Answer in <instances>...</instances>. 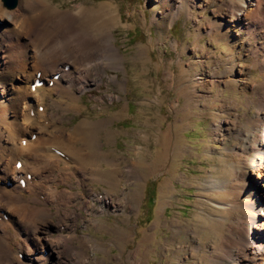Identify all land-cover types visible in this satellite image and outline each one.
I'll list each match as a JSON object with an SVG mask.
<instances>
[{
  "label": "rangeland",
  "instance_id": "rangeland-1",
  "mask_svg": "<svg viewBox=\"0 0 264 264\" xmlns=\"http://www.w3.org/2000/svg\"><path fill=\"white\" fill-rule=\"evenodd\" d=\"M48 1L70 11L107 3L119 18L110 28L123 69L100 70L101 83L91 89L72 88L81 112L66 113L60 124L66 133L81 121L89 122L100 161L96 177L102 181L87 180L76 187L71 177L57 189L81 192L87 199L106 194L117 207L124 203V210L110 212L92 201L86 212L80 205L63 206L45 188L36 194L25 188L17 200L49 215L39 233L57 236L54 225L60 216L66 218L67 226L60 231L69 237L62 247L71 246L70 237L78 239L73 252L59 258L67 264H226L230 228L239 225V215L215 205L214 194L204 199L200 187L233 178L230 163L259 127L264 113V68H259L264 28L254 36L244 29L234 32L239 16L233 0H197L171 18L153 0ZM12 9L0 0V11ZM57 31L51 29L56 34L50 41L53 48L66 40ZM114 76L117 83L109 79ZM35 77L40 79V73ZM92 78L99 79L94 73ZM45 103L47 112L60 117L48 97ZM105 125L108 135L101 130ZM111 159L110 169L118 168L117 185L115 177L99 173L101 160ZM42 185L48 187V180ZM161 196L163 208L158 209ZM0 210L10 213L1 201ZM13 231L7 230L8 245L16 250ZM58 263L53 255L44 264Z\"/></svg>",
  "mask_w": 264,
  "mask_h": 264
},
{
  "label": "bare ground",
  "instance_id": "bare-ground-1",
  "mask_svg": "<svg viewBox=\"0 0 264 264\" xmlns=\"http://www.w3.org/2000/svg\"><path fill=\"white\" fill-rule=\"evenodd\" d=\"M153 1L162 5L170 18L176 10L197 3V0ZM233 1L236 16H239L234 32L244 29L254 36L263 30V1ZM16 7L9 12L0 11V23L10 25H0V201L10 212L1 213L0 210V264H44L53 255L58 264H67L59 258L64 253H72L73 243L78 239L70 237L71 246L62 247L69 237L60 231L67 226L66 218H58L54 225L58 234L49 238L46 232L39 233L41 225L44 227L48 223L49 215L42 209H29L17 197L25 188L35 194L45 188L50 197L63 201L61 204L65 207L80 205L87 212L93 201L100 209L110 212L124 210V203L120 202L119 208L106 194H94L87 199L81 192L57 189V185L71 177L75 179L76 187H81L87 180L102 181L96 177L100 161L97 163L96 147L91 140L94 130L86 127L89 122L81 121L66 133L60 124L61 116L66 113L81 112L77 106L79 98L72 88L78 92L91 89L101 83L100 70L123 69L118 49L112 44L110 28L114 20L120 22L113 14V7L107 3L96 9L78 6L77 11H70L58 9L48 0H18ZM80 25L85 29L80 31ZM53 27L66 38L61 46L54 48L50 46L51 38L56 35L51 33ZM259 62V68H264V60ZM37 72L40 73L37 80L40 84L34 85ZM93 73L99 79H93ZM55 75L56 79L53 78ZM109 79L117 83L116 76ZM47 97L52 101L51 106L60 112V117L47 112ZM39 107H42L40 111ZM259 122L256 132L239 148L229 165L233 178L224 183L212 181L205 186L208 190L200 187L204 199L208 200L207 197L214 194L218 197L213 201L215 205L239 215V225L230 228V247L224 254L226 264H264V113ZM101 130L108 135L107 125ZM77 144H82L83 148H75ZM112 160H101L103 168L99 173L115 177L113 183L117 185L120 178L118 168L110 169ZM16 162L20 163L19 168L15 167ZM52 173L56 175L51 176ZM251 175L254 179L249 181ZM45 179L48 187L42 185ZM19 181L24 185L21 186ZM37 198L33 200L38 203ZM42 200L49 204L46 197ZM163 203L161 196L158 209L163 208ZM4 215L7 216L5 220ZM8 229L14 230L12 238L16 250L8 245Z\"/></svg>",
  "mask_w": 264,
  "mask_h": 264
},
{
  "label": "water",
  "instance_id": "water-1",
  "mask_svg": "<svg viewBox=\"0 0 264 264\" xmlns=\"http://www.w3.org/2000/svg\"><path fill=\"white\" fill-rule=\"evenodd\" d=\"M3 2V6L7 9H12L15 6V0H1Z\"/></svg>",
  "mask_w": 264,
  "mask_h": 264
}]
</instances>
